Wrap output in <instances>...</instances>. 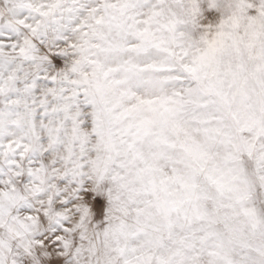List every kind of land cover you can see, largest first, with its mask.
<instances>
[{
    "label": "snow or ice",
    "instance_id": "snow-or-ice-1",
    "mask_svg": "<svg viewBox=\"0 0 264 264\" xmlns=\"http://www.w3.org/2000/svg\"><path fill=\"white\" fill-rule=\"evenodd\" d=\"M0 264H264V0H0Z\"/></svg>",
    "mask_w": 264,
    "mask_h": 264
}]
</instances>
